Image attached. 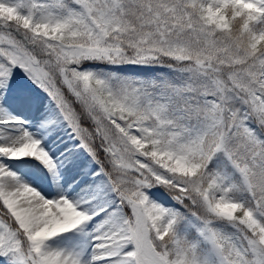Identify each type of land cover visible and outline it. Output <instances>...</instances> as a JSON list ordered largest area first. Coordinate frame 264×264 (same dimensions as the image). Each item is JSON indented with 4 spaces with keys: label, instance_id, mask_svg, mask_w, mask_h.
I'll use <instances>...</instances> for the list:
<instances>
[{
    "label": "snow or ice",
    "instance_id": "snow-or-ice-1",
    "mask_svg": "<svg viewBox=\"0 0 264 264\" xmlns=\"http://www.w3.org/2000/svg\"><path fill=\"white\" fill-rule=\"evenodd\" d=\"M0 264H264V0H0Z\"/></svg>",
    "mask_w": 264,
    "mask_h": 264
}]
</instances>
